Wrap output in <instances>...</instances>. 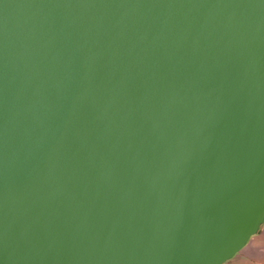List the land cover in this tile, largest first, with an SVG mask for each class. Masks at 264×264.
Masks as SVG:
<instances>
[{"label":"water","instance_id":"water-1","mask_svg":"<svg viewBox=\"0 0 264 264\" xmlns=\"http://www.w3.org/2000/svg\"><path fill=\"white\" fill-rule=\"evenodd\" d=\"M264 224V0H0V264H225Z\"/></svg>","mask_w":264,"mask_h":264},{"label":"crops","instance_id":"crops-1","mask_svg":"<svg viewBox=\"0 0 264 264\" xmlns=\"http://www.w3.org/2000/svg\"><path fill=\"white\" fill-rule=\"evenodd\" d=\"M260 239L254 244H249L225 264H264V230H261Z\"/></svg>","mask_w":264,"mask_h":264},{"label":"rangeland","instance_id":"rangeland-1","mask_svg":"<svg viewBox=\"0 0 264 264\" xmlns=\"http://www.w3.org/2000/svg\"><path fill=\"white\" fill-rule=\"evenodd\" d=\"M261 230H264V224L262 225ZM260 236H261V232H259L255 236H253V238L250 240L251 242L249 244H254L255 242H257L260 239ZM241 252L242 253H240V254H244L245 251L241 250Z\"/></svg>","mask_w":264,"mask_h":264}]
</instances>
